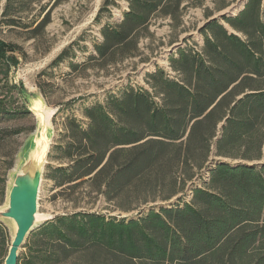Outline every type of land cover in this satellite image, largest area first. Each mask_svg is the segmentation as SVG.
Segmentation results:
<instances>
[{
    "label": "trees",
    "instance_id": "16d2710c",
    "mask_svg": "<svg viewBox=\"0 0 264 264\" xmlns=\"http://www.w3.org/2000/svg\"><path fill=\"white\" fill-rule=\"evenodd\" d=\"M43 1L6 0L0 23L23 24L27 39L41 35L50 11L26 24L19 14ZM126 1L123 19L103 25L86 61L73 60L75 41L49 67L106 68L136 57L155 19L179 26L186 6L204 5ZM112 4L105 0L97 22ZM213 11L205 8L203 43L185 38L169 70L148 71L147 86L109 93L82 118L66 116L47 177L74 210L33 230L18 264H264V0L221 19ZM25 57L22 45L0 38V119L31 113L24 83L10 77ZM102 200L136 217L92 210ZM10 242L0 221V264Z\"/></svg>",
    "mask_w": 264,
    "mask_h": 264
},
{
    "label": "rangeland",
    "instance_id": "374dc122",
    "mask_svg": "<svg viewBox=\"0 0 264 264\" xmlns=\"http://www.w3.org/2000/svg\"><path fill=\"white\" fill-rule=\"evenodd\" d=\"M221 1L204 0V5L186 6L182 13V24L179 26L169 17L155 19L151 26L153 35L141 40L140 54L106 68L88 67L72 70L67 61L51 68L49 65L75 41L77 44L74 45L73 60L78 63L86 61L88 56L95 52L94 44L102 41L100 31L103 25L123 19V12L128 9L126 0H115V4L109 7L110 11L104 12L99 22L96 18L105 0H61L58 4L56 0H44L19 14L22 22L26 24L43 18L48 11L51 13V22L45 32L31 39H27L23 24L11 27L0 23V38L22 45L26 52V57L11 73V79L24 83L31 94L29 104L37 105L35 102L40 99L44 108L55 111L52 118L54 137L39 193L41 214L49 215L53 219L74 210L70 203L55 196L57 190L53 187V181L47 177L49 167L58 165V161L53 158V148L63 132L66 116L76 115L82 118L85 106L103 102L109 93H121L125 87L131 85L147 86L145 79L148 71L154 70L157 65L169 70L168 56L179 45H185V38L186 43L190 45L203 43V35L199 29L208 21L205 16L206 7L214 10L211 18L221 19L223 14L238 13L246 0H228L232 1L228 8L215 10ZM5 5L6 0H0V20ZM5 76L0 74L1 79ZM39 81L43 83L46 93L40 89ZM37 123V116L33 112L9 120L0 119V208L6 205L9 187L36 135ZM3 134H7V137L4 138ZM204 177L205 172L202 178ZM201 181L200 178L197 180L198 183ZM92 210L128 218L136 217L137 214L114 210L103 200L98 201ZM0 221L7 230L10 242L13 225L8 219ZM36 229L35 231H38L40 228ZM21 252L23 255L28 250L22 248Z\"/></svg>",
    "mask_w": 264,
    "mask_h": 264
},
{
    "label": "water",
    "instance_id": "95a60500",
    "mask_svg": "<svg viewBox=\"0 0 264 264\" xmlns=\"http://www.w3.org/2000/svg\"><path fill=\"white\" fill-rule=\"evenodd\" d=\"M30 97L31 94L26 88V91L23 92L24 102L29 111L36 114L38 119L36 135L31 141L24 162L11 182L7 193L6 205L0 208V219H8L13 225L10 247L4 264H18L22 247L30 233L52 219L49 215V217L42 219H39L38 216L41 214L39 211L41 182L54 137L52 118L55 115V111L51 119L46 123L41 113L44 111L41 100H36L35 103L40 101L39 108H36L37 105L29 104L31 101ZM42 154H44V158L39 162L38 157Z\"/></svg>",
    "mask_w": 264,
    "mask_h": 264
},
{
    "label": "bare ground",
    "instance_id": "6f19581e",
    "mask_svg": "<svg viewBox=\"0 0 264 264\" xmlns=\"http://www.w3.org/2000/svg\"><path fill=\"white\" fill-rule=\"evenodd\" d=\"M39 106H40V101H38L36 108H39ZM41 113H42L44 121L47 123L51 119L54 111H49V109L47 107H45L44 111H42ZM43 158H44V154H42L41 156L38 157V161L41 162ZM38 217H39V219H42L44 217H49V216L40 214V216H38Z\"/></svg>",
    "mask_w": 264,
    "mask_h": 264
}]
</instances>
